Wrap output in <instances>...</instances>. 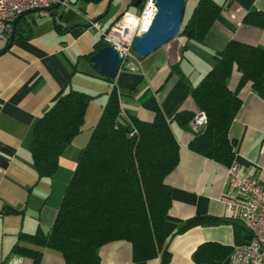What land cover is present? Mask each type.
Listing matches in <instances>:
<instances>
[{
  "label": "crops",
  "instance_id": "obj_1",
  "mask_svg": "<svg viewBox=\"0 0 264 264\" xmlns=\"http://www.w3.org/2000/svg\"><path fill=\"white\" fill-rule=\"evenodd\" d=\"M113 1L70 0L69 6L58 9L56 16L60 22L50 17L36 19L33 37L13 41L9 50L0 55V210L6 205L24 209L23 214L0 213V264H65L62 255L48 247L31 245L43 251L40 259L11 251L20 231L33 233L38 227L45 233L50 230L59 208L53 196L57 194L61 202L78 159L75 151L65 155L67 149L60 157L57 172L38 180L30 153L32 129L36 120L71 89L95 96L110 91L105 77L92 68L86 55L94 50L101 36L89 29L88 23L102 12L105 17L99 22L102 25V21H108ZM120 1L122 10L134 5V0ZM196 1L185 0L183 21ZM217 1L223 8L204 42L178 35L140 58L137 71L122 68L111 81L119 91L121 114L146 121L154 118V112L142 106V95L150 89L180 145L179 164L166 178L172 195L165 223L170 264H194L192 254L204 242L234 246L237 239L246 237V227L238 213L225 214L224 195L229 188L226 166L192 151L188 144L202 128L191 121L182 126L174 118L181 110L197 112L190 88L213 67L214 53L223 49L230 39L264 46V29L243 22L249 10H264V0ZM117 12H113L115 19L120 13ZM55 22L61 32L55 28ZM72 25L77 26L64 31V27ZM2 40L0 49L7 39ZM174 65L181 71L173 69ZM240 77V72L234 70L228 79L231 90L236 89ZM100 100L102 97L91 101L85 123L89 118L93 119L92 126L98 121L106 103ZM232 109L229 137L235 140L234 156L246 172L264 183V98L248 82L234 96ZM90 134L81 139L80 147ZM193 217H221L224 222L197 225L176 233L184 221ZM99 255L104 264H160L159 257L135 262L132 244L127 240L104 244ZM229 256L221 264H229Z\"/></svg>",
  "mask_w": 264,
  "mask_h": 264
},
{
  "label": "trees",
  "instance_id": "obj_2",
  "mask_svg": "<svg viewBox=\"0 0 264 264\" xmlns=\"http://www.w3.org/2000/svg\"><path fill=\"white\" fill-rule=\"evenodd\" d=\"M222 8L223 4L217 0H197L190 16L182 20L178 35L204 42ZM27 15L17 19L13 41L33 37L36 19L28 21ZM104 15L105 12L99 13L91 20L99 21ZM243 22L264 29V10H249ZM54 26L58 32L62 31L56 22ZM74 26L77 25L64 27V31ZM106 45L108 43L101 36L94 50L86 56L89 58ZM214 60L213 67L190 88L197 111L203 112L207 121L188 147L228 166L235 157V140L229 137L234 96L251 82L259 96L264 98V46L230 39L223 49L214 53ZM172 68L181 71L177 65ZM234 70H238L241 77L236 89L231 90L228 79ZM107 94L100 118L80 150L50 230L45 233L38 227L33 233L20 231L12 252L40 259L43 251L31 246L35 245L59 252L65 264H104L99 248L112 241L127 240L132 244L135 262L159 257L160 264H170L165 223L172 195L166 178L179 164L180 145L150 89L142 95V106L153 111L154 118L146 121L129 115L138 131L133 137L129 136L132 125L121 124L118 120L121 104L116 85ZM95 97L71 89L36 120L30 153L38 180L57 172L61 155L83 132L90 102ZM195 114L194 111L181 110L174 118L184 126ZM0 213L23 214L24 209L6 205ZM222 222L221 217H193L184 221L176 233L197 225ZM244 230L246 237L237 239V244L251 239L250 231ZM232 249L233 246L218 242H204L192 254L194 264H221Z\"/></svg>",
  "mask_w": 264,
  "mask_h": 264
},
{
  "label": "built area",
  "instance_id": "obj_3",
  "mask_svg": "<svg viewBox=\"0 0 264 264\" xmlns=\"http://www.w3.org/2000/svg\"><path fill=\"white\" fill-rule=\"evenodd\" d=\"M70 0H0V39H7L14 27V22L23 11L39 6H69ZM157 5L155 0H143L138 12H131L128 8L121 11V15L106 29L99 21L90 20L88 28L97 31L108 45H113L122 55V68L137 71L140 58L133 50V43L137 36L146 32L151 25ZM121 124L130 123L133 137L138 133L131 118L127 114L119 116ZM206 116L197 111L191 122L199 128L206 125ZM229 188L225 192V214L237 212L246 229L252 237L249 241L235 244L229 256V264H264V183L261 179L246 172L234 157L230 165L226 166Z\"/></svg>",
  "mask_w": 264,
  "mask_h": 264
},
{
  "label": "water",
  "instance_id": "obj_4",
  "mask_svg": "<svg viewBox=\"0 0 264 264\" xmlns=\"http://www.w3.org/2000/svg\"><path fill=\"white\" fill-rule=\"evenodd\" d=\"M142 0H135L134 6H139ZM157 11L148 30L135 38L133 50L139 58H145L165 43L177 37L181 31L185 0H155ZM35 10H45L55 21L57 6H39L28 8L22 15ZM8 43L0 49V55L9 50L13 44L14 30ZM89 61L93 69L105 78H115L122 69V55L113 45H106L95 51Z\"/></svg>",
  "mask_w": 264,
  "mask_h": 264
},
{
  "label": "rangeland",
  "instance_id": "obj_5",
  "mask_svg": "<svg viewBox=\"0 0 264 264\" xmlns=\"http://www.w3.org/2000/svg\"><path fill=\"white\" fill-rule=\"evenodd\" d=\"M121 7H122V2L120 1V0H115V1H113L112 2V5H111V10H110V12H109V18H108V21H102V25L104 26L103 27V29L105 28L106 29V26L108 25H106L105 24V22H109V25H110V23L115 19V17H112L113 16V12H114V10H117L118 12L117 13H119L122 9H121ZM121 9V10H120ZM124 9H126V8H124ZM139 9H140V6H134L133 4H131L129 7H128V10L129 11H131V12H138L139 11ZM91 11H92V9H91ZM46 12V13H45ZM102 12V11H101ZM40 13H41V15H40ZM43 13H45V16H42L43 15ZM95 13H97V12H95ZM99 13V12H98ZM98 13H97V15H98ZM187 13V12H186ZM56 15H57V13H56ZM55 15V16H56ZM190 15V12L189 13H187V15H185V16H187V18H188V16ZM54 16V17H55ZM96 16V15H95ZM183 16H184V12H183ZM44 17V19L45 18H47L48 19V17H50L49 15H48V12L47 11H45V10H35V11H32V12H30V13H28V15L26 16V19L28 20V21H31L32 19H37V20H39V19H42ZM104 17L105 16H103L102 18H101V20L102 19H104ZM51 19H52V17H50ZM55 19L58 21V22H60V17L59 16H56L55 17ZM111 19V21H109ZM53 20V19H52ZM41 21H43V20H41ZM108 25V26H109ZM98 36H100V34L98 33L97 34ZM101 37V36H100ZM3 40L2 39H0V45H2L3 44ZM95 71V70H94ZM96 72V71H95ZM112 79V78H111ZM106 82V84H108V85H110V89L109 90H111L112 89V87L111 86H114L113 84H111V83H113V82H111V81H108V80H105ZM108 90V91H109ZM106 95L107 94H100V95H98V96H96L95 98H96V100L98 101V99H100L101 97H102V100H100V102L102 101H104L105 100V102H106ZM95 98H93V99H95ZM92 99V100H93ZM91 100V101H92ZM91 103V102H90ZM97 104V103H96ZM90 106V105H89ZM95 106V105H94ZM98 107V105H96V108ZM101 113H102V109H101ZM101 115V114H100ZM100 118V117H99ZM97 120H99V119H97ZM86 121V120H85ZM92 122H93V119L91 120L90 118H89V120L85 123V125H84V130H83V132H81L74 140H73V142L65 149V151H67V149H68V151L66 152V154L65 155H67V154H69L70 153V151H75L76 152V157H78L79 156V153H80V150L82 149V147L86 144V142L87 141H85V144H83L82 145V147H80L81 146V144H80V142H81V139H85V137L88 135L89 136V134L91 133V130H92V127L95 125H93L92 126ZM98 122V121H97ZM96 122V123H97ZM78 160V159H77ZM53 200H54V202H56V206H58L59 207V204H60V200H59V198H58V196H57V194H55L54 196H53ZM57 207V208H58Z\"/></svg>",
  "mask_w": 264,
  "mask_h": 264
},
{
  "label": "flooded vegetation",
  "instance_id": "obj_6",
  "mask_svg": "<svg viewBox=\"0 0 264 264\" xmlns=\"http://www.w3.org/2000/svg\"><path fill=\"white\" fill-rule=\"evenodd\" d=\"M142 1H143V0H142ZM142 1H141V2H142Z\"/></svg>",
  "mask_w": 264,
  "mask_h": 264
}]
</instances>
